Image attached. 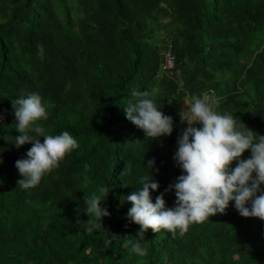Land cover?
<instances>
[{"label":"trees","instance_id":"trees-1","mask_svg":"<svg viewBox=\"0 0 264 264\" xmlns=\"http://www.w3.org/2000/svg\"><path fill=\"white\" fill-rule=\"evenodd\" d=\"M166 51L174 67L160 72ZM134 90L173 118L170 135L151 140L126 118ZM32 93L48 113L36 122L45 134L68 131L78 147L25 190L15 163L32 144H14L12 102ZM204 94L264 136V0H0V264H264V221L234 201L182 236L148 229L141 239L127 218L149 160L153 203L164 193L175 207L165 189L184 174L173 159L180 113ZM109 184L100 206L110 215L89 231L86 202Z\"/></svg>","mask_w":264,"mask_h":264},{"label":"clouds","instance_id":"clouds-1","mask_svg":"<svg viewBox=\"0 0 264 264\" xmlns=\"http://www.w3.org/2000/svg\"><path fill=\"white\" fill-rule=\"evenodd\" d=\"M150 95L148 91L134 90L132 96L138 99L129 101L124 110L126 118L153 140L172 133L173 118L164 115ZM12 103L20 133L14 144L17 148L32 144L27 158L15 163L21 176L17 185L27 190L39 185L46 173L58 168L60 161L77 148L78 143L68 131L46 135L45 128L36 123L48 119L39 94L32 93ZM185 105L180 120L186 122L187 127L177 141L178 148L173 157L184 174L165 189V192L175 189V207H166L164 193L158 195L154 203L152 201L150 190L156 191L159 187L149 175L154 160L147 162L148 170L140 179L142 187L126 197L132 205L127 218L140 226L136 236L141 239L148 229L154 233L164 229L173 236L179 231L182 236L190 224L203 223L217 213H225L230 201H234V207L242 217L264 221V188H261L264 185V136H258L240 120L238 123L233 115L218 114L215 111L218 102L210 95L193 96L192 102ZM197 124L201 127L194 126ZM29 132L35 135H29ZM39 137L44 138L43 143ZM246 150L251 151V158L241 160ZM233 161H236L234 168L231 167ZM110 191V184L102 186L99 189L101 195L93 194L87 200L85 213L87 217L88 214L94 217L86 221L91 226L87 230L102 228V218L110 215L100 206ZM128 244L132 253L141 257L147 255V249L141 243L128 241Z\"/></svg>","mask_w":264,"mask_h":264},{"label":"built area","instance_id":"built-area-1","mask_svg":"<svg viewBox=\"0 0 264 264\" xmlns=\"http://www.w3.org/2000/svg\"><path fill=\"white\" fill-rule=\"evenodd\" d=\"M174 67V58L170 51H166L163 54V62L159 67V71L163 72L166 70H170Z\"/></svg>","mask_w":264,"mask_h":264}]
</instances>
